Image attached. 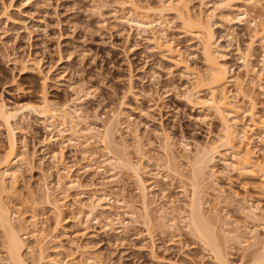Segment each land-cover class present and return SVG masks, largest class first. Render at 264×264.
Instances as JSON below:
<instances>
[{
    "label": "rangeland",
    "instance_id": "374dc122",
    "mask_svg": "<svg viewBox=\"0 0 264 264\" xmlns=\"http://www.w3.org/2000/svg\"><path fill=\"white\" fill-rule=\"evenodd\" d=\"M160 1L136 0L139 5H156ZM185 1L193 15L212 24L218 55H223L231 78L245 80L246 96L233 81L225 88L226 96L230 107L239 110L238 129L247 132L241 148L249 147L253 162L264 167V123H258L264 121V44L255 35L251 18L258 15L259 9L257 13L248 9L249 15L237 19L244 0H226V10L220 6L223 0ZM127 10L125 0H0V99L9 108L36 103L43 88L49 104L68 103L71 110H77L81 120L75 117L78 128L82 129L87 120L97 131L102 130L112 112L121 109V124L118 122L114 138L128 146L131 161L141 162L151 210L157 216L162 206L167 215L163 223L170 228H163L161 221L149 227L144 224L132 174L110 164L99 135L78 137L71 131H62L58 119L47 121L26 111L13 121L14 139L17 153L26 150L33 159L28 165L18 159L12 166L16 174L14 194H5L3 199L17 215L25 219L35 216L41 235L46 236L47 253L64 264H80L77 262L89 256L102 264H217L176 218L179 209L186 210L184 189L189 188L182 176L188 174L189 155L192 157L198 146L218 143L222 135L220 118L206 103L210 90L195 88V76L185 68L202 76L207 73L198 39L172 13H167L160 25L149 28L121 19ZM259 12V19L264 21V11ZM221 16L231 20L225 22ZM153 36L169 42L172 50L156 49ZM243 58L250 66L248 72ZM133 133L140 137L143 157L135 151ZM165 133L170 137L174 160H169L164 151ZM7 139L0 124V153ZM60 150L61 164L66 168L63 172L76 184L65 191L59 226L52 230L50 206L43 203L34 208L30 194L41 199L47 187L52 197L62 200L56 188V167L61 164L53 157ZM221 152L224 158L216 157L215 175L204 186V212H219L221 220L229 225L225 233L231 227L229 223L239 221L240 243H220L225 245L229 264H250V253L242 256V248H248L246 244L254 232L264 242V228L260 221L245 220L242 210L249 205L264 208V182L260 171L251 169L241 174L230 151L222 148ZM177 167L182 170L181 177ZM6 181L10 183V179ZM95 191L109 199L101 202L106 209L93 216L87 209L78 212L74 199L79 197L88 204ZM172 200L173 204L169 202ZM132 211H136L135 215ZM250 229L254 232L250 233ZM1 235L0 232V264H7ZM33 240L28 237L25 241L32 246ZM59 245L56 255L54 247Z\"/></svg>",
    "mask_w": 264,
    "mask_h": 264
},
{
    "label": "bare ground",
    "instance_id": "6f19581e",
    "mask_svg": "<svg viewBox=\"0 0 264 264\" xmlns=\"http://www.w3.org/2000/svg\"><path fill=\"white\" fill-rule=\"evenodd\" d=\"M184 1L185 0H176V2H173L172 0H161L160 3L156 5H139L136 0H125L128 9L127 13H123L124 15L119 16L121 17V19H124L127 22L134 23L137 26L152 28L154 24L160 25L164 21L163 17L167 13H172L176 18L179 19L181 25L185 28V30L193 32L198 39L200 53L203 58L204 64L206 65L207 73L205 76H202L199 73L191 72L188 66H185V68L187 72L194 74L195 79L193 81V85L195 88H197L198 90L202 88L210 90V98L206 101V103H208L213 111L217 114V116H219L222 125V135L218 143L203 144L201 146L197 145L198 148L193 156L190 157L189 155L188 159V155L185 157L190 167L189 171H187V175L182 176L183 173L180 174L182 170H179L177 167V170H179L178 172L176 171L177 175L179 173L180 177H186H184L185 179H183V181L187 179L188 182L186 181V185L188 186L189 190H186L187 187L186 189L183 188L186 194V210L180 211L181 209L178 208L179 211L177 210L178 215L176 213V218H180L179 220L183 222L184 226L188 228L189 232H191L199 241V243H201V245L205 248V250L208 251V253L213 258V261H215L217 264H229L228 258L226 256L227 254H225L223 248L225 245L222 246L220 242H222V244H227L228 242L235 243V241H238L240 243L239 240L241 227L239 225V221L235 220L229 223L231 227L229 231L225 233L224 228H226L228 224L226 220H221L219 212H214L212 215H207V212H204V202L202 201V194L204 192L203 190H205L204 186H206L205 184H207V180H209L210 178L212 179V177H214L215 175L213 166L216 157H221L222 159L224 158L225 154L221 152L222 148L230 151V154H232L231 156H233V159H235L238 164V169L241 174H246L251 169H257L261 172V180L264 182V167L259 163L253 162L252 153L249 147L246 146L245 149L241 148L240 143L247 139V132L245 129H238L239 123L237 118L239 115V110L232 109L230 107L228 97L226 96L225 88L231 81L236 84V86L238 87V91L246 96L244 90L245 80L231 78L230 69L222 59L223 55H218V50L215 46L212 24L210 23V21L204 19L200 15H193L187 9V3L186 1ZM243 3L244 6L242 9L238 10L239 13L237 14L238 16L236 18L238 19L240 15H249L248 12H250L252 9L256 10L258 8V15L255 14L250 17L254 21H252L254 23V25H252L256 27L255 35H257L260 41H262L264 44V21L262 19H259V11H264V0H244ZM220 6L224 10L229 9V5L226 3V0H223ZM255 13H257V10L255 11ZM154 16H156V18ZM221 17L222 19H226H224L225 22H229L231 20L229 19V17ZM153 42L155 48L158 50H172L171 44L167 41H162L160 37H154ZM245 56L247 57L248 55L246 54ZM246 59L247 58H243V63L246 71L248 72L250 70V66ZM27 60L25 61V63H27L30 59L28 61ZM37 100L38 102L36 101V103L25 102L9 108L6 103L0 99V124L4 126L8 135L7 144L3 151H1L0 153V232L2 234V247L5 253V262L7 264H64V261L61 262L57 258L52 257L47 253L48 248H46L44 244V239L46 238V236L41 235V230L38 228L35 216L32 215L29 219H25L24 216L17 215L18 213L16 214L15 211H12V208L10 207L8 202L3 199V196H5V194L7 195V197H9V194H12L15 190L14 178L16 177V174L15 171L11 169L12 166L18 159L20 162L26 163L27 165L30 164L31 160L33 159V155L29 154L26 150H24L20 154L17 153L16 142L14 139L13 121L16 122L19 117V113H22L23 111L32 114L36 113L37 115H39V117H42L46 120L51 119L53 121L55 119H58L59 124L64 128L62 131H71L72 134H75L76 136H78V134L81 136L88 135V138H93L94 135H99V141L104 145L103 147H105L110 156V164L117 165L118 167H120L118 169L126 170L132 174L138 189V196L140 198L139 210L141 212L140 215L143 218L142 221H144V224L146 226L148 225L147 227H149L154 225L156 223L155 221H161V226L163 228H170L168 225L163 223L167 215L164 214V209L162 206L158 208L157 211L159 212V215L157 216H155L153 214V211L151 210L149 193L147 191L145 180L142 177L141 162L139 163L136 161L134 163L133 161H131L128 154V146L122 145L115 139L116 137L114 138V130H116L117 125L120 123L118 120L121 115V109L112 112L107 120L103 122L102 130L100 129L101 131H97L94 126H91V124H89L88 122L87 124V120L83 121V119L82 121L84 123H80H83L84 127L82 129L78 128L77 124L75 123V117H78L77 120H80L77 114L78 112H76L77 110H71V107L68 103L55 105L49 104L43 88L40 90ZM228 115H230L231 118H229ZM249 117L251 122L256 125V121L253 120L252 115H250ZM258 123L263 124L264 121H260ZM67 124H69V126ZM133 135L134 140L136 141L135 151L140 157H143L145 155V150L144 147L139 143L140 137L137 133H133ZM170 146H172L170 137L167 133H165L164 151L168 153V157L170 156L168 158L169 160H174L176 157H172L173 151L172 153L170 152V148H172ZM61 155V150L53 154V157L57 158V161H60V164ZM114 167L116 168V166H112V168ZM175 168L176 166L173 168V170ZM65 169V166L62 164L56 167V188L59 191V194L63 195L62 200L56 197H52L47 187H45V191L42 193L43 195L41 196V199L39 197H35L32 193L30 194V198H32L31 201L34 208H37L38 205L43 203L50 206L53 214V227L51 228L52 230L56 229L59 226L60 218L65 206V191L67 190L68 186L70 187V185L73 186L72 184H76V181H73L75 179L72 180L67 172H65L64 174L63 171H65ZM6 179H10V183L8 182L9 185L7 184ZM77 186L80 188L82 187V185L80 184ZM82 193L85 192L83 191L77 193V195ZM100 193L101 192L96 193L95 191V193L92 194L90 203L88 204H83L79 197L74 199V201H76L74 203L78 204V212H81L82 209H87L88 214L93 216V214L105 210L106 208L104 207V205L102 206L101 202L102 200L109 201V199H106L105 195H103V190V194L101 193L102 196L100 195ZM262 195L264 197V191H262ZM173 201L174 200L169 202L173 204ZM127 206H130V204H127ZM132 208L135 209L134 207ZM245 209V211L242 210V214L245 220H251V222L255 223L260 221L262 227L264 228V208L262 209L260 206L249 205ZM131 213L133 214L134 211H132ZM174 217H172V220H174ZM107 221L106 222L109 224H111L112 222L110 219H108ZM173 223L175 224V222ZM173 223L170 224L173 226ZM219 224L220 227L218 228ZM121 225L123 226L124 222ZM29 228H31V230H28ZM254 230H256V228ZM254 230L250 229L249 232L253 233ZM250 235L251 240H249V244H246V246L248 245V248H242V256L247 255L248 251L250 253V264H264V242L260 240L255 232L253 235ZM28 237L34 239V245H27L25 240ZM258 245L261 248L257 247ZM60 247L61 245L54 247V252L56 253V255L59 254L58 252L59 249H61ZM250 248H258L259 252H257L256 249L250 251ZM28 258H30V261L27 260ZM77 263L102 264L99 259L96 260L95 256H89L85 258V260Z\"/></svg>",
    "mask_w": 264,
    "mask_h": 264
}]
</instances>
